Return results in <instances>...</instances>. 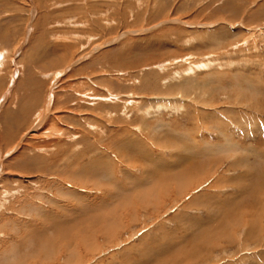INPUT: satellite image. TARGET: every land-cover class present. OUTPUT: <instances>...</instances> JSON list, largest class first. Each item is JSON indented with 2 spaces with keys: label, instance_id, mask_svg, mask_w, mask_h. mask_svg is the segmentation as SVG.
Listing matches in <instances>:
<instances>
[{
  "label": "rangeland",
  "instance_id": "1",
  "mask_svg": "<svg viewBox=\"0 0 264 264\" xmlns=\"http://www.w3.org/2000/svg\"><path fill=\"white\" fill-rule=\"evenodd\" d=\"M0 264H264V0H0Z\"/></svg>",
  "mask_w": 264,
  "mask_h": 264
},
{
  "label": "bare ground",
  "instance_id": "2",
  "mask_svg": "<svg viewBox=\"0 0 264 264\" xmlns=\"http://www.w3.org/2000/svg\"><path fill=\"white\" fill-rule=\"evenodd\" d=\"M204 65H205V64H204ZM202 66H203V65H202ZM205 66H206V65H205ZM195 67L200 68L201 66L196 65V63H195L194 65H191V66H190V70H193ZM87 119H88V118H87ZM86 123H87V122H86ZM125 135H126V134H125ZM88 136H89V135H88ZM93 137H94V136H93ZM123 137H124V136H123ZM126 137H127V138H126V139H127L126 141H128V138H131V139H130V142H132V139H133L134 141L136 140V138L131 137V136H126ZM135 137H136V136H135ZM121 139H122V138H121ZM121 139H120V140H121ZM137 139H138V138H137ZM120 140H119V141H120ZM124 140H125V139H124ZM93 141L95 142V139H94V138H93ZM136 141H137V140H136ZM123 142H124V141H123ZM128 142H129V141H128ZM141 142H142V141H141ZM79 143H81V142H79ZM79 143H78V144H79ZM82 143H83V142H82ZM118 143H120V142H118ZM132 143H133V142H132ZM142 144H143V143H142ZM132 146H133V145H132ZM135 147H136V146H134V148H135ZM139 148H140V147H139ZM136 149H137V147H136ZM141 149H142V148H141ZM141 149H140V151H141ZM145 149H146V148H145ZM100 150H101V149H100ZM138 150H139V149H138ZM138 150H137V151H138ZM147 151H148V150H147ZM134 152H135V151H134ZM138 152H139V151H138ZM136 153H137V152H136ZM142 153H143V152H142ZM142 153H140V154H142ZM149 153H150V152H149ZM144 154H145V153H144ZM144 154H143V155H144ZM146 154H147V153H146ZM144 156L146 157V155H144ZM152 156H153V154H152ZM149 157H150V156H149ZM150 159H151V158H150ZM152 159H153V158H152ZM106 160H107V159H106ZM143 161H144V160H143ZM97 162H98V163H96V167H97L98 169H101V166H104V164H105V162L103 161V159H102V160H99V161L97 160ZM173 171H174V170H173ZM150 172H151V171H150ZM105 173H106V172H105ZM103 174H104V172H103ZM118 180H119V179H118ZM140 180H141V179H140ZM121 185H122V183H118V187H122V186H123V185H122V186H121ZM138 185H139V184H138ZM141 185H142V184H141ZM86 200H87V199H86ZM80 202H81V201H80ZM92 203H93V202H92ZM103 203H104V201H102V204H103ZM78 204H79V203H78ZM76 205H77V204H76ZM89 207H90V206H89ZM93 207H94V206H93ZM95 207L97 208V206H95ZM92 209H93V208H92Z\"/></svg>",
  "mask_w": 264,
  "mask_h": 264
}]
</instances>
